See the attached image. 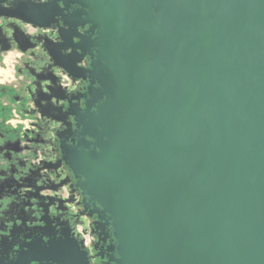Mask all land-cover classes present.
<instances>
[{
  "label": "water",
  "instance_id": "water-1",
  "mask_svg": "<svg viewBox=\"0 0 264 264\" xmlns=\"http://www.w3.org/2000/svg\"><path fill=\"white\" fill-rule=\"evenodd\" d=\"M60 3L95 35L77 46L92 63L70 162L112 225L106 264H264V0H52L9 16L45 29ZM19 253L7 264H90L68 235Z\"/></svg>",
  "mask_w": 264,
  "mask_h": 264
},
{
  "label": "flooded vegetation",
  "instance_id": "flooded-vegetation-1",
  "mask_svg": "<svg viewBox=\"0 0 264 264\" xmlns=\"http://www.w3.org/2000/svg\"><path fill=\"white\" fill-rule=\"evenodd\" d=\"M51 2L0 0V50L1 43L11 46L0 53V66L5 55L17 52L14 73L19 79L17 85L0 84V264L17 260L32 242L65 235L82 245L90 264H106L116 256L112 225L108 217L100 219L99 205L70 162L82 139L79 118L87 110L92 63L77 46L95 35L89 25L66 23H75L73 15L81 10L76 4L65 9L60 3L45 29L9 16L23 5ZM17 28L33 45L26 53L17 49Z\"/></svg>",
  "mask_w": 264,
  "mask_h": 264
},
{
  "label": "rangeland",
  "instance_id": "rangeland-1",
  "mask_svg": "<svg viewBox=\"0 0 264 264\" xmlns=\"http://www.w3.org/2000/svg\"><path fill=\"white\" fill-rule=\"evenodd\" d=\"M17 60L18 54L15 51L4 56V63L0 66V84L2 82L9 85H17L19 83V79L14 73V66L17 65Z\"/></svg>",
  "mask_w": 264,
  "mask_h": 264
}]
</instances>
